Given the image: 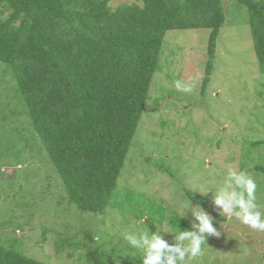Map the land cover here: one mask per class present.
Masks as SVG:
<instances>
[{"label":"trees","instance_id":"16d2710c","mask_svg":"<svg viewBox=\"0 0 264 264\" xmlns=\"http://www.w3.org/2000/svg\"><path fill=\"white\" fill-rule=\"evenodd\" d=\"M223 1L134 0L112 7L110 0H0L2 83L13 88L6 87L11 91L9 96L21 100L18 111L24 110L32 128L25 138L18 136L16 126L11 127L9 140L0 132V174L5 166L16 168L26 161V155H37L49 171L43 178L54 183L58 204L66 202L64 211L75 208L100 215L108 207L120 211L132 208L131 189L117 188L118 179L140 119L150 107L154 74L166 65L160 55L166 35L172 30H209L201 83L204 94L214 69L216 40L226 26ZM229 5L244 8L248 14L257 71L264 78V0H234ZM11 109L17 112L16 106ZM257 143L264 140L254 145ZM154 167L172 176L169 168L158 163ZM16 170L21 179L17 193H25L18 199L22 206L3 209L14 214L18 210L19 214L30 206L27 197L31 196L25 188L32 193L33 178L39 174L34 169ZM260 170L264 172L261 165L254 167L255 174ZM188 191L184 187V194L193 203L224 220L206 197ZM9 198L5 192L3 199ZM134 202L138 207L134 214L143 226L155 231L158 220L154 217L162 222L165 212L154 205L142 208L140 199ZM178 218L170 216L167 224L172 227ZM178 226L190 229L191 221L179 219ZM48 232L57 234V251L86 246L88 260L95 257L93 264H140L137 253H122L120 249L111 263L104 261L106 251L91 245V223L86 228L87 242L43 226L42 235ZM9 237L0 231V264H50L27 255L23 246L9 243Z\"/></svg>","mask_w":264,"mask_h":264},{"label":"rangeland","instance_id":"374dc122","mask_svg":"<svg viewBox=\"0 0 264 264\" xmlns=\"http://www.w3.org/2000/svg\"><path fill=\"white\" fill-rule=\"evenodd\" d=\"M132 1L110 0V4L114 7ZM223 2L228 23L225 22L226 26L222 27L216 40L214 69L204 94H201V83L207 49L205 39L209 30H172L166 35L160 54L166 65L154 74L149 90L150 107L140 119L135 141L118 179L117 188L131 189L134 200L129 202L133 207L121 211L108 207L100 215L81 213L74 207L75 210L64 211L66 202L58 204L54 183L43 178L49 173L42 165L43 159L26 155V161L16 167L20 169L19 173L34 169L39 176L33 178L32 193L30 188H25L26 194L32 198L27 197L30 206L23 212L18 214L15 210L14 214L3 209V206H22L19 200L25 193H17L21 179L16 168L13 167V173L6 176L5 170L9 166H5L4 174H0V221L3 226L0 231L11 236L7 239L9 243L18 248L23 246L27 255L50 264H93L95 257L88 260L86 246H66L57 251V234L48 232L42 235L43 226L47 225L60 231L62 236L76 235L80 241L87 242L86 228L91 223L94 236L91 245L106 251L104 261L111 263L117 258L115 255L119 249L122 253H136L122 239L121 233L146 228L141 218L134 214L138 208L134 201L140 199L144 203L139 205L142 208L154 205L165 212L162 222L154 217L158 220L155 221V231L170 227L167 224L169 217L178 215L174 209L180 208L185 200L184 187L190 190L194 185H203L215 191L228 169H246L257 181L258 202L264 205V172L254 173L256 165L264 168V143L254 145V142L264 140V78L258 72L246 22L247 12L244 8L229 5L234 0ZM193 78L198 86L192 93L176 90V80ZM2 80L1 77L0 132L5 135V140H9L11 127L16 126L20 130L19 137H28L32 128L24 110L18 111L21 100L9 96L13 88L3 84ZM155 103L157 107L153 106ZM12 106H16L17 112L11 109ZM5 115L8 119L3 118ZM157 163L169 168L172 176L156 169ZM2 190L10 195L9 201L3 199L5 192ZM204 197L217 212L211 194ZM221 215L224 220L211 215L221 236L209 237L202 254L190 264H264V233L256 232L223 213ZM181 219L192 221L188 214ZM161 235L171 242L170 235ZM122 255L124 262L125 254Z\"/></svg>","mask_w":264,"mask_h":264},{"label":"clouds","instance_id":"9594fccd","mask_svg":"<svg viewBox=\"0 0 264 264\" xmlns=\"http://www.w3.org/2000/svg\"><path fill=\"white\" fill-rule=\"evenodd\" d=\"M174 86L177 91L187 94L198 85L193 78L176 80ZM257 190V181L246 169H228L215 191L211 187L194 185L188 192L201 197L210 193L218 216L223 213L256 232L264 233V205L258 202ZM174 212L178 214V220L185 214L190 215L191 228L182 230L177 220L172 227L156 231L143 228L121 233L122 239L138 254L140 264H190L202 254L209 237L221 236V231L214 226V218L199 203L193 205L186 195L183 204ZM161 233L170 235L171 242Z\"/></svg>","mask_w":264,"mask_h":264},{"label":"water","instance_id":"95a60500","mask_svg":"<svg viewBox=\"0 0 264 264\" xmlns=\"http://www.w3.org/2000/svg\"><path fill=\"white\" fill-rule=\"evenodd\" d=\"M13 171H14V168L13 167L6 168V170H5L6 176H8L9 173H13Z\"/></svg>","mask_w":264,"mask_h":264}]
</instances>
